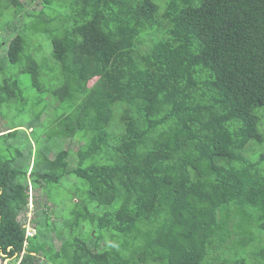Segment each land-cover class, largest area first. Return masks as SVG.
Listing matches in <instances>:
<instances>
[{
	"label": "trees",
	"instance_id": "1",
	"mask_svg": "<svg viewBox=\"0 0 264 264\" xmlns=\"http://www.w3.org/2000/svg\"><path fill=\"white\" fill-rule=\"evenodd\" d=\"M34 1L0 0V14L12 10L17 25L3 28L14 32L8 62L52 94L28 128L41 124L51 147L64 148V139L82 146L73 167L67 150L44 148L27 175L20 126L0 132L17 152L0 159V256L18 264H264L256 250L264 156H245L264 141L255 113L264 107V0H42L40 10ZM39 39L51 40V53ZM41 59L57 73L48 85ZM18 99L27 98L4 75L0 106ZM52 108L58 116L44 127ZM70 175L86 184L90 202L109 208L90 219L91 243L34 226L33 190ZM235 211L260 231L248 244L235 242ZM42 235L46 245L33 242Z\"/></svg>",
	"mask_w": 264,
	"mask_h": 264
},
{
	"label": "rangeland",
	"instance_id": "2",
	"mask_svg": "<svg viewBox=\"0 0 264 264\" xmlns=\"http://www.w3.org/2000/svg\"><path fill=\"white\" fill-rule=\"evenodd\" d=\"M22 1H24V3H27L28 0ZM41 1L42 0H35L34 3L31 5V8L40 10ZM12 13L13 11L9 10L4 13V15L3 12L0 14V64L3 67V72L0 73V80L4 77V75L8 77L13 76L14 79H16L18 82L19 89L23 92L24 98L27 99H25L24 101L18 99L15 103L11 105V107L6 105L0 106V132H5L7 131V129L18 128L16 126H20L18 128L19 131L17 134V140L19 139L21 149L20 151L24 153L23 166L29 167V171L27 173V175H29L30 170L34 166L35 158H37V156H40V153L44 148L46 149L47 147H51L49 146L50 140L47 141L44 129L41 127L42 125L40 124L39 126H37V129L33 128L34 131H32V129L28 128V126L30 125L29 121H31V119H35L39 112L45 109L46 102L41 100V98L47 99L50 97L51 93L48 90L39 92L36 88L32 86L28 75L21 73L17 66L11 65L7 60L6 47L8 42L14 37V32H3V28L5 23H9L12 26L10 27L8 25V28L15 29V27L17 26L12 24ZM38 25L44 27L46 25V22L39 20L38 22H36L35 26L38 27ZM41 34L45 39L50 37L47 34ZM37 45L40 49L45 48L46 51L51 53L50 39L45 44H43L41 39H39L37 41ZM39 55L41 54H38V56ZM39 62L40 67L42 69L40 78L46 85H48L49 82L53 79V77L57 75V73L48 70L50 69L49 67L51 65L47 61H43L41 59L39 60ZM92 82H90V84ZM36 100H39L38 103L35 102ZM64 105L66 106V104ZM46 113L48 115V120L45 123L44 127H50L52 122L55 120L54 117L57 114L54 115V108L46 111ZM255 113L259 119L260 133L263 135L264 138V107L256 108ZM40 133L41 135L40 137H38ZM17 140L16 144H18ZM21 141L23 142L22 147ZM9 143L10 140L2 139L0 137L1 160H3L5 157H17V152L15 150L14 143H12V146H9ZM62 143L64 145V148L61 146V143L60 145L51 148H53V150H55L56 152L61 149L67 150V161L72 160L69 164L71 167H73L74 163L77 164V155L75 151L78 150L80 146H82V141H78L76 139H64ZM8 150L10 151L11 155L7 153ZM245 156L253 161L261 159L264 156V141L262 143H250L247 146V151H245ZM258 167L262 170L264 169V159H261L259 161ZM72 182H74L75 184H71ZM40 185V188L34 189L32 192L33 194L35 193V196L32 197L31 195L32 200H37L38 221L35 220V223H37L34 225L37 231L41 234L47 235V232L51 230L58 237L60 235H64L67 241L71 239L73 240L75 238H80L82 240L86 239L88 242L91 243L89 233L92 231V228L96 225V223L92 222L90 219L92 218V216H99L109 211V208L97 207L95 203L90 202L86 195V184L80 179L74 177L73 175L65 177L58 184L45 182L41 183ZM76 198H79L81 200L80 204L75 202ZM87 203H90L93 208L87 206ZM31 206H33V204L29 205L30 208ZM78 212L83 213L80 219L77 216ZM32 213L33 210L31 208L29 210V213H27L24 218L31 220ZM235 214L238 218L235 221L236 226L237 228H241L238 230L236 229L237 232L232 233L235 238L236 236L238 238L235 242H247L248 244V241L251 240L252 236L256 238L259 235L260 231L258 232L255 228L248 225V220L244 218V212L235 211ZM83 223H85V226H87L88 230L80 231V226L83 225ZM75 224H77L79 228L70 231V227L74 226ZM33 242L44 243V245L47 244L45 238H43V235L39 236L38 239H34ZM258 248L259 249L256 250H264V242L260 243ZM230 249L231 254H235L233 250L235 248L231 247ZM240 251L244 255L247 254L244 248ZM12 262H14L13 259H11L10 261H4L5 264L19 263V261L15 263ZM40 262H43L42 257H40Z\"/></svg>",
	"mask_w": 264,
	"mask_h": 264
},
{
	"label": "built area",
	"instance_id": "3",
	"mask_svg": "<svg viewBox=\"0 0 264 264\" xmlns=\"http://www.w3.org/2000/svg\"><path fill=\"white\" fill-rule=\"evenodd\" d=\"M4 255L0 256V264H5L4 261H7L8 259H3Z\"/></svg>",
	"mask_w": 264,
	"mask_h": 264
},
{
	"label": "clouds",
	"instance_id": "4",
	"mask_svg": "<svg viewBox=\"0 0 264 264\" xmlns=\"http://www.w3.org/2000/svg\"><path fill=\"white\" fill-rule=\"evenodd\" d=\"M1 133H3V132H1ZM28 234H33L34 233V231L33 230H31L30 228L28 229V232H27ZM9 260V259H8ZM10 261V260H9ZM17 261H20V258H18V260ZM16 261V262H17ZM12 263H15V262H12Z\"/></svg>",
	"mask_w": 264,
	"mask_h": 264
},
{
	"label": "crops",
	"instance_id": "5",
	"mask_svg": "<svg viewBox=\"0 0 264 264\" xmlns=\"http://www.w3.org/2000/svg\"><path fill=\"white\" fill-rule=\"evenodd\" d=\"M53 239V238H52Z\"/></svg>",
	"mask_w": 264,
	"mask_h": 264
}]
</instances>
